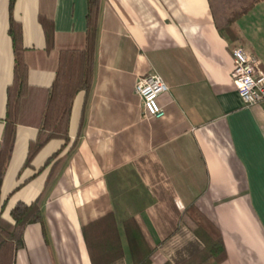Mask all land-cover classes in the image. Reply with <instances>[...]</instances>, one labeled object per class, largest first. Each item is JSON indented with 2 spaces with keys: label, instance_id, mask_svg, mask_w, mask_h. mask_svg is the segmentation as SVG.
<instances>
[{
  "label": "crops",
  "instance_id": "crops-1",
  "mask_svg": "<svg viewBox=\"0 0 264 264\" xmlns=\"http://www.w3.org/2000/svg\"><path fill=\"white\" fill-rule=\"evenodd\" d=\"M11 16L21 28L28 84L48 89L61 53L85 47L87 0H15ZM9 20V0H0V146L13 80ZM234 29L235 41L218 33L207 0H100L91 87L75 96L68 127L73 140L82 122L78 144L43 199L42 222L26 227L14 264H91L82 231L107 215L123 248L114 264H132L128 218L153 250L150 264H178L203 247L183 222L189 207L218 230V264H264V101L243 106L230 80L236 45L264 73V1ZM150 74L169 89L159 99L161 120H144L134 93ZM36 134L16 127L0 187L4 217L36 200L51 167L45 162L62 149L51 141L23 167Z\"/></svg>",
  "mask_w": 264,
  "mask_h": 264
},
{
  "label": "trees",
  "instance_id": "trees-1",
  "mask_svg": "<svg viewBox=\"0 0 264 264\" xmlns=\"http://www.w3.org/2000/svg\"><path fill=\"white\" fill-rule=\"evenodd\" d=\"M263 1L207 0V3L218 33L230 41H235L238 39L234 29L235 23ZM14 2L15 0H9V35L12 40L14 64L12 84L6 90L5 127L0 146V187L5 166L12 152L17 126H31L37 129L35 140L29 143L23 167H29L39 152L51 141L63 142L61 150L66 146L69 149L63 157H58L60 150L45 162L44 168L50 164L51 167L45 186L33 203L18 202L9 211L8 217H4L6 203L0 202V264H14L15 254L23 246L26 227L42 222L43 199L67 156L78 144L82 122L73 140L68 136V127L75 96L81 91L87 94L91 87L100 6V0H87L84 49L61 53L52 85L48 89H40L28 84V67L24 61L21 28L11 16ZM46 23L50 25V21L42 20L44 26ZM183 222L203 247L178 264L220 263L224 259V248L218 230L204 220L193 207L185 210ZM122 227L132 264H150L153 250L146 245L135 221L128 218L122 222ZM82 234L91 264H114L123 258L117 224L112 215H107L83 228Z\"/></svg>",
  "mask_w": 264,
  "mask_h": 264
},
{
  "label": "built area",
  "instance_id": "built-area-1",
  "mask_svg": "<svg viewBox=\"0 0 264 264\" xmlns=\"http://www.w3.org/2000/svg\"><path fill=\"white\" fill-rule=\"evenodd\" d=\"M232 69L230 80L235 87L241 104L245 107L264 101V73L259 69L258 59L243 47L236 45L230 49ZM168 87L157 74H150L137 79L134 93L140 100L144 120H161L166 117L159 99L168 93ZM175 206L182 210L180 201Z\"/></svg>",
  "mask_w": 264,
  "mask_h": 264
},
{
  "label": "rangeland",
  "instance_id": "rangeland-1",
  "mask_svg": "<svg viewBox=\"0 0 264 264\" xmlns=\"http://www.w3.org/2000/svg\"><path fill=\"white\" fill-rule=\"evenodd\" d=\"M179 212H182V210H181V211H179Z\"/></svg>",
  "mask_w": 264,
  "mask_h": 264
}]
</instances>
